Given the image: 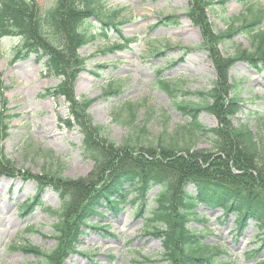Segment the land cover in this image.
Returning a JSON list of instances; mask_svg holds the SVG:
<instances>
[{
  "label": "rangeland",
  "instance_id": "374dc122",
  "mask_svg": "<svg viewBox=\"0 0 264 264\" xmlns=\"http://www.w3.org/2000/svg\"><path fill=\"white\" fill-rule=\"evenodd\" d=\"M220 1L109 0L108 7L117 10L118 21L124 19L118 31L104 28L101 39L81 47L69 28L66 46L56 55L49 50H41V56L30 50L18 55L14 53L20 46L18 37L3 40L0 163L7 162V166H3L6 172L0 170V264H37L44 257L32 252L33 246L46 254L59 249L61 255L55 264H166L161 240L145 233L144 220L135 217L128 206L119 208L117 214L100 209L91 216L97 227L84 228L81 233L79 252H64L55 229L57 217L45 209H59L61 204L54 185L60 182L49 173L58 171L61 177L72 179L96 177L91 175L95 162L83 154V137L91 135L98 144L103 141L88 125L86 115L104 126L119 145L109 149L112 159L96 188L115 170L129 166L160 169L181 186L183 182L173 168L176 160L189 159L193 170L221 177V182L238 190L264 195V153H251L235 134L245 126L264 143V72L247 61L234 65L229 59L239 50L252 49L244 33L224 42L219 38L228 25L240 26L252 20L253 14L264 15V0H226L224 5ZM53 2L37 0L41 7ZM49 62L54 64L53 72ZM163 78L189 92L208 91L212 95V109L196 113L200 123L218 128L224 150L216 151L213 141L203 135L191 143L195 149L208 151L199 157L120 146L125 144L121 140L128 127L114 122L112 112L124 101L137 107L136 134H144L146 142L157 146L169 139L168 134L182 131L188 117L176 102L187 94L168 93L159 85ZM234 82L242 88V103L233 100ZM110 87H120L121 91L108 95ZM84 97L95 100L86 115L81 103ZM149 110L155 116L146 124L149 131L142 132ZM163 128L168 131L164 139L159 137ZM44 168L50 172L43 173ZM39 186L43 188L39 205L26 214L20 211V204ZM158 189L148 192L147 197L152 200ZM77 191L83 194L81 189ZM181 193L177 188L172 211L177 237L184 228L178 215L184 207ZM85 203L79 204L77 199L72 203L66 232L76 216L84 217ZM105 225L107 231L101 228ZM27 227L33 230L27 231ZM188 227L206 243L217 246L220 258L229 264H254L264 258V248L255 258L248 257L261 244L256 241L259 229L252 219L240 233L236 214L203 204L195 209Z\"/></svg>",
  "mask_w": 264,
  "mask_h": 264
},
{
  "label": "trees",
  "instance_id": "16d2710c",
  "mask_svg": "<svg viewBox=\"0 0 264 264\" xmlns=\"http://www.w3.org/2000/svg\"><path fill=\"white\" fill-rule=\"evenodd\" d=\"M108 1L54 0L51 6L42 8L36 0H0V41L5 37H18L20 46L14 50V53L18 55L28 50L36 52L40 56L42 55L41 50H49L56 55L61 53L66 46L65 39L69 36L67 32L70 28L73 40L78 42L81 47L85 46L103 37L104 28L113 30L122 24L121 21H118L117 10L108 9ZM220 3L224 5L226 0H221ZM249 9L250 12H253V7ZM253 15L252 20L244 22L240 26H235L233 23L228 25L224 33L219 34L221 35L219 38L224 42L226 38L231 39L233 35L244 33L250 39L252 49L239 50L235 56L229 59L234 61V65L240 60L247 61L255 69L264 72V15ZM52 56L54 55L49 57ZM49 64L51 72H53L54 64L50 62ZM159 85L171 94L175 92L187 94L184 99L176 102V107L185 117H188V121L183 123L182 131L175 132L173 136L168 134L169 139L163 140L159 145L156 144L157 146L146 142L143 139L144 134H136V120L139 117L137 107L124 101L113 111V121L128 127L127 135L121 140V143L125 144L120 146L132 150L148 149L172 154L181 152L199 157L207 155L208 151L195 149L191 143L195 138L203 135L213 141L216 151L226 148L224 138L218 128H209L198 120L196 112L209 111L213 107L212 95L208 91L189 92L164 79L160 81ZM232 87L233 100L237 103L242 102V88L236 82L232 84ZM120 91V87H110L106 93L114 95ZM93 101V99L82 98V111L85 115ZM152 111L146 112L142 132L149 131L146 124L152 121L155 116ZM86 117L88 125L103 141L98 144L91 135L83 137V154L95 162V170L91 175L96 177L63 178L58 171L49 173L50 170L46 168L43 170V173H49L51 179L56 178L60 182V184H54L60 197V208L53 209L48 206L45 209L57 217L55 229L57 237L61 238L64 243L65 253L73 254L78 251L80 234L84 228L97 227L96 222L91 220V216L98 214L101 208L117 214L119 208L128 206L135 217L144 220L145 233L161 240L164 249L161 254L166 264H229L225 258H220L222 253L217 250V246L206 243L201 234L188 227L195 209L203 204L212 209L222 207L226 214H236L237 228L240 233L249 220H254L259 229L256 241H260L261 244L253 248L248 253V257L255 258L261 252L264 248V198H262L264 195L260 193L254 195L243 191L244 189L238 190L230 184L221 182L223 179L221 177L203 171L198 172V168L193 170L189 159L176 160L177 167L173 168V171L177 173L178 178L180 176V180L183 182L181 186L175 184L170 173H165L160 169L129 166L114 169L115 171L102 186L96 188L95 185L99 183L105 173L104 168L111 162L109 149H118L116 147L119 145L110 139V134L104 126L95 124L90 116L86 115ZM161 132L163 134L159 137L164 139L165 132L168 131L163 128ZM235 134L251 153H264V143H259L253 132L247 127H240ZM0 166L2 167L0 170L6 172V168L3 166H7V162L2 161ZM77 188L81 189L83 194H79ZM157 188L159 189L154 198L150 200L147 193ZM177 188L182 191L181 199L184 204L178 214L184 228L178 237L176 235L177 224L173 221L172 212ZM134 192L135 196L130 197ZM34 199L35 197L28 199L21 210L28 212L33 207L32 205L37 203V201L33 203ZM76 199L79 204L86 202L82 207L84 217L76 216L70 232H66L68 218L73 213L72 203ZM203 221L205 222V220ZM103 228L107 229V226H103ZM32 229V227L28 228L29 231ZM31 251L44 257L37 264H55L61 255L59 249L46 254L47 252L44 250L33 246ZM254 264H264V258L257 259Z\"/></svg>",
  "mask_w": 264,
  "mask_h": 264
}]
</instances>
